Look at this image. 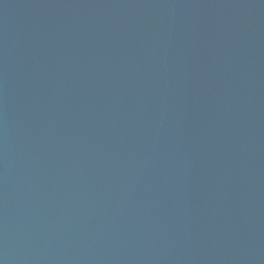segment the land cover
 I'll return each instance as SVG.
<instances>
[{"label":"water","instance_id":"1","mask_svg":"<svg viewBox=\"0 0 264 264\" xmlns=\"http://www.w3.org/2000/svg\"><path fill=\"white\" fill-rule=\"evenodd\" d=\"M0 264H264V0H0Z\"/></svg>","mask_w":264,"mask_h":264}]
</instances>
